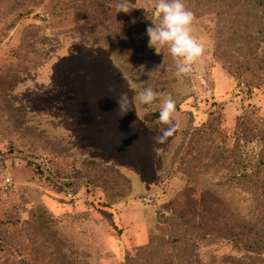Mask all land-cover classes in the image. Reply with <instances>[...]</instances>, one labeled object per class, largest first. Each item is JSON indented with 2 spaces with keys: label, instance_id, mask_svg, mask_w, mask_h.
Here are the masks:
<instances>
[{
  "label": "rangeland",
  "instance_id": "rangeland-1",
  "mask_svg": "<svg viewBox=\"0 0 264 264\" xmlns=\"http://www.w3.org/2000/svg\"><path fill=\"white\" fill-rule=\"evenodd\" d=\"M71 1L0 0V264H264V137L246 133L264 124V12L249 3L229 37L233 4H185L205 53L177 78L167 48L148 47L156 0H129L146 16L104 22L99 43L81 40L90 16ZM146 87L151 106L135 100ZM168 94L179 127L157 144ZM190 187L218 197L214 213L192 216Z\"/></svg>",
  "mask_w": 264,
  "mask_h": 264
},
{
  "label": "clouds",
  "instance_id": "clouds-1",
  "mask_svg": "<svg viewBox=\"0 0 264 264\" xmlns=\"http://www.w3.org/2000/svg\"><path fill=\"white\" fill-rule=\"evenodd\" d=\"M115 9L117 13L128 14L129 0H118ZM154 11L159 23H152L146 27L148 47L153 48L157 54H160L161 49L167 48L175 62V76L182 78L189 75L193 66L205 53L204 45L192 34L195 19L193 12L186 7L185 0H156ZM131 22L135 23V20ZM159 95L161 94L154 91L152 87H146L137 92L135 100L140 105L151 106ZM115 103L116 110L122 116L134 110L133 102L125 91L119 93ZM175 114L176 102L168 94L162 99L159 109V122L166 127L159 135L152 138L154 143H166L167 138L178 129L179 125L173 122Z\"/></svg>",
  "mask_w": 264,
  "mask_h": 264
},
{
  "label": "trees",
  "instance_id": "trees-1",
  "mask_svg": "<svg viewBox=\"0 0 264 264\" xmlns=\"http://www.w3.org/2000/svg\"><path fill=\"white\" fill-rule=\"evenodd\" d=\"M191 1L192 0H185V4H187L189 6ZM196 1L201 2L203 8L204 7L206 8V10L204 12H209L208 9L210 7H215V4L217 2H219V5H221V4L226 5L225 3L233 4V5L229 6L233 9H235V11H232L230 14V17L232 18V20H230V21H231V24L233 26H231L229 28L231 30V33L227 34V36H229V37L233 36V32H235L237 29H239L238 27L243 22V20H246V23H247L248 21L254 19L253 17H252V19L248 18V17H251L252 15H250L248 12H245L244 10H242V9H248L247 6L249 3H251L252 5L257 3L259 9L264 12V0H196ZM117 2H118V0H72L70 2L71 5H69L70 6L69 8H74L76 10V17L79 20L88 19L87 17L90 16V19H89L90 21L88 20L84 25H82V28H79V36H80L81 40L84 39V41H85L86 37H90L96 43H99L100 40H102V36H97L98 31H100L97 29V27L99 25H102L104 22H107L113 26H116L117 23L120 24L119 23L120 17H131L133 19H135V18L141 19V18L146 16V12L144 10L134 9L131 7H129L130 12L128 14L117 13L116 9H115V4ZM211 2H213V3H211ZM36 6H37V3H26L25 2V3H21L20 5H15V7L11 8V13L13 15H15V18L13 19L14 21L11 22V24H9V27L15 26L18 22L21 21V19H23L25 16H27L30 13V11L32 9H34ZM254 9L255 8L253 5V9H251V10H254ZM64 10H67L66 7L64 8ZM218 15H220V14H218ZM242 16H245L247 18L242 17ZM255 24L258 25L257 20H256ZM236 25H238L237 28H235ZM107 28L112 29L111 26H107ZM7 29H10V28H7ZM77 29H78V27L76 28V30ZM118 32H119L118 28L114 29V33L117 34ZM260 121L262 122V120H260ZM254 126H256V127H254V130H257V131H246L247 135H249L251 138V137L255 136L257 133H259L261 136L264 137V131H261V128H260L261 126H264V124L261 125V124L255 122ZM262 185H264L263 182H262ZM260 187L264 189V186H260ZM182 195H183L182 196L183 205H186L187 208L194 207L193 208L194 212H193L192 216L193 215L196 216L198 214V212H200V211H196V208H198V207L201 208V206L203 207L201 209L202 210L201 212H203L204 214H209L204 210V208L207 209L210 206H211L210 207L211 213L215 212V208L213 207V204L215 203V201H218L217 196H213L211 194H204L203 193V195L199 196V198H196L195 193H194V188H191V187L188 188ZM188 212H191V210L188 209ZM211 219H214V222H216V223H220L219 221H217V217L212 216ZM208 224L205 223L204 226L206 227ZM195 229L200 230L198 228L193 227L192 231H194ZM207 230H208V234L211 233L209 231H213L212 227H210ZM205 233H207V231H205ZM240 244L245 245L244 249L246 251L258 249L260 246L259 242H249V240L244 241V242L242 240H240ZM147 250H149V249H147ZM148 255L151 256V251H148ZM22 263L27 264L25 262V260H22ZM61 264H63V263H61ZM150 264H154V262L150 261ZM155 264H176V263L174 261H172L171 259L168 260L166 258L160 257V260Z\"/></svg>",
  "mask_w": 264,
  "mask_h": 264
}]
</instances>
